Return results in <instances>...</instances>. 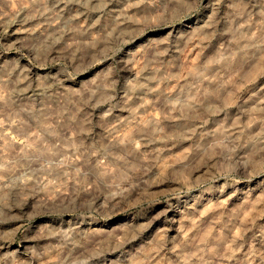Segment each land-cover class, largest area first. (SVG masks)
Listing matches in <instances>:
<instances>
[{
	"label": "rangeland",
	"instance_id": "1",
	"mask_svg": "<svg viewBox=\"0 0 264 264\" xmlns=\"http://www.w3.org/2000/svg\"><path fill=\"white\" fill-rule=\"evenodd\" d=\"M0 264H264V0H0Z\"/></svg>",
	"mask_w": 264,
	"mask_h": 264
}]
</instances>
